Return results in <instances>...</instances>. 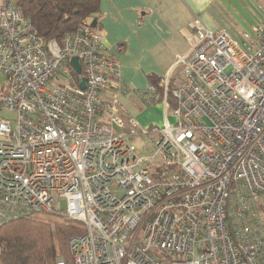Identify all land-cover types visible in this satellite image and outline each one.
I'll list each match as a JSON object with an SVG mask.
<instances>
[{"label":"built area","instance_id":"built-area-1","mask_svg":"<svg viewBox=\"0 0 264 264\" xmlns=\"http://www.w3.org/2000/svg\"><path fill=\"white\" fill-rule=\"evenodd\" d=\"M15 3H0V225L78 221L71 264H264V7L239 38L196 18L182 79L135 90L99 28L47 41ZM122 97L160 102L162 124L125 122Z\"/></svg>","mask_w":264,"mask_h":264},{"label":"crops","instance_id":"crops-1","mask_svg":"<svg viewBox=\"0 0 264 264\" xmlns=\"http://www.w3.org/2000/svg\"><path fill=\"white\" fill-rule=\"evenodd\" d=\"M263 7L264 0H98V25L105 53L119 65V79L128 88L144 90L159 87L166 76L172 85L182 79V66L175 60L190 50L196 18L208 30L232 33L226 16L249 29L262 17ZM122 98L141 103L136 104L139 124L157 123L143 114L150 105L137 97Z\"/></svg>","mask_w":264,"mask_h":264},{"label":"trees","instance_id":"trees-1","mask_svg":"<svg viewBox=\"0 0 264 264\" xmlns=\"http://www.w3.org/2000/svg\"><path fill=\"white\" fill-rule=\"evenodd\" d=\"M15 5L47 41L60 42L83 19L99 28L98 0H16ZM82 230L78 221L63 217L6 222L0 225V264H71L69 239Z\"/></svg>","mask_w":264,"mask_h":264},{"label":"rangeland","instance_id":"rangeland-1","mask_svg":"<svg viewBox=\"0 0 264 264\" xmlns=\"http://www.w3.org/2000/svg\"><path fill=\"white\" fill-rule=\"evenodd\" d=\"M240 19L246 24V26L249 25V23H247L246 19L243 17V16H239ZM226 19H227V28L230 29L232 31V35L236 38H239L240 37V33L242 31H246L248 30L247 27H243L241 22L237 19L234 18V16H231V14H229L228 16H226ZM260 18H258L259 20ZM257 20V21H258ZM237 32V33H235ZM172 85V84H171ZM56 86V83L55 82H51V83H48L47 84V88L48 89H53L54 87ZM159 92H163V89H159ZM168 101L171 103V105L173 104V99L171 98L170 95H168ZM122 102L124 104V109L125 111L121 114V118L126 122L127 119L129 117H132V118H136L138 119V112H140L137 108V105L136 104H141L139 101H135L134 104H132L130 101H124L123 98H122ZM152 106V107H151ZM145 107V106H144ZM149 107V106H148ZM143 114L145 115H148L149 117H151L152 119L156 120L155 122L157 123H154L152 122V124H147V125H160L162 124V121L164 119V109H163V105L159 102V103H155V104H152L150 105V109H147ZM169 120L171 122L174 121V118L173 117H169ZM136 146L141 150L143 151L144 153H147V154H150V152H152V148H153V143L151 141L150 138L148 139H145L144 141L143 140H138L137 142H135ZM58 209H61V210H65L66 209V201L64 199H60L59 202H58ZM263 215H264V210H263ZM57 216H55L54 214H41V215H38L37 218H41V219H57L56 218Z\"/></svg>","mask_w":264,"mask_h":264},{"label":"water","instance_id":"water-1","mask_svg":"<svg viewBox=\"0 0 264 264\" xmlns=\"http://www.w3.org/2000/svg\"><path fill=\"white\" fill-rule=\"evenodd\" d=\"M70 63L75 67V69L77 70V72L80 71V65H79V63H78V61H77V59H76L75 57L71 58ZM84 81H85V80L82 79V81L80 82V86H81L82 88L85 87V85H84Z\"/></svg>","mask_w":264,"mask_h":264}]
</instances>
